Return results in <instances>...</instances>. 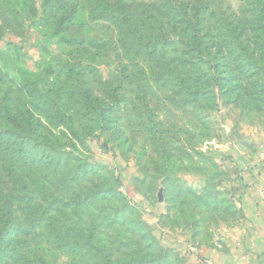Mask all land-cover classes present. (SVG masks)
I'll return each mask as SVG.
<instances>
[{"label": "rangeland", "instance_id": "1", "mask_svg": "<svg viewBox=\"0 0 264 264\" xmlns=\"http://www.w3.org/2000/svg\"><path fill=\"white\" fill-rule=\"evenodd\" d=\"M0 102V264L19 240L39 264H219L251 237L264 0H0Z\"/></svg>", "mask_w": 264, "mask_h": 264}, {"label": "crops", "instance_id": "2", "mask_svg": "<svg viewBox=\"0 0 264 264\" xmlns=\"http://www.w3.org/2000/svg\"><path fill=\"white\" fill-rule=\"evenodd\" d=\"M255 175L253 174L252 177ZM260 191L249 187L242 197L246 209H244L245 216L254 224L253 232L249 234H252V238L246 237L243 239L244 245L231 251L230 254H222V257H218L214 251L204 252L212 260H216L219 264H264V198L260 196Z\"/></svg>", "mask_w": 264, "mask_h": 264}, {"label": "trees", "instance_id": "3", "mask_svg": "<svg viewBox=\"0 0 264 264\" xmlns=\"http://www.w3.org/2000/svg\"><path fill=\"white\" fill-rule=\"evenodd\" d=\"M146 23V22H144ZM124 56V55H122ZM0 106H1V102H0ZM25 112L27 114V116L29 118H34L35 117V113L33 112V110L31 109L32 107L30 106L29 103H26V106H25ZM0 127H2V125H0ZM2 129H0V149L2 148ZM25 134L27 135V137H31V133L30 132H25ZM6 145H8L6 143ZM0 154H1V151H0ZM11 170L13 171V167H11ZM30 178V177H29ZM30 181L32 182V178H30ZM5 198L6 195H5ZM23 200L25 198H22ZM0 211H4L3 213L5 214V217L3 218V222L0 226V243L2 242L1 238L3 237L4 234H6V232L9 230L10 226H11V223H12V220H8V216L6 215L7 213L10 215L11 214V209L8 208L7 206L4 208V210H2V208H0ZM13 225H16L13 223ZM6 239V238H5ZM5 241V240H4ZM3 241V242H4ZM16 244H15V248L11 250V256H9V258L7 259V262L5 261L4 264H39V263H36L35 261H31L29 258H27L26 260L24 259V254L23 252V242L22 241H15Z\"/></svg>", "mask_w": 264, "mask_h": 264}]
</instances>
